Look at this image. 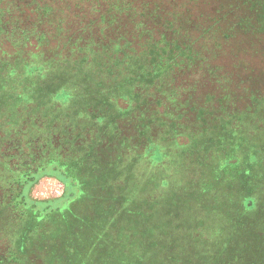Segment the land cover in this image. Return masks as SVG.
<instances>
[{
  "label": "trees",
  "instance_id": "16d2710c",
  "mask_svg": "<svg viewBox=\"0 0 264 264\" xmlns=\"http://www.w3.org/2000/svg\"><path fill=\"white\" fill-rule=\"evenodd\" d=\"M256 1L237 0L240 22L251 23L247 30L257 31ZM163 2L0 0V43L16 51L57 49L55 60L61 61L67 52L81 51L73 63L108 67V81L131 79L126 91L117 90L129 105L112 111L116 95L97 78H87L94 88L66 81L73 88L70 100L53 98L50 61L43 60V68L36 61L18 69V63L12 77L0 81V147L13 145L10 154L0 153V261L80 264L86 257L89 263L98 258L87 254L91 239L106 230L143 264H264V95L254 88L249 103L235 108L226 92L213 103L206 91L204 100L190 104L199 80L183 85L177 68L193 76L207 66L206 18L185 4L168 10ZM137 48L146 54H131ZM138 58L140 75L149 81L139 84L143 94L131 89L133 74L113 71L117 64L127 70ZM71 67L73 74L90 76ZM147 102L154 103L149 108ZM214 104L223 111H213ZM182 137L188 140L180 142ZM42 177L63 184L60 198L30 197ZM132 204H145L139 207L150 213L148 220ZM126 211L137 224H129Z\"/></svg>",
  "mask_w": 264,
  "mask_h": 264
},
{
  "label": "rangeland",
  "instance_id": "374dc122",
  "mask_svg": "<svg viewBox=\"0 0 264 264\" xmlns=\"http://www.w3.org/2000/svg\"><path fill=\"white\" fill-rule=\"evenodd\" d=\"M237 0H176V3L172 2L170 5H168V1L165 0L162 4H165L167 6L166 8L169 10L170 7L178 4H185L187 8L190 9L191 13H197V12H203L204 18H206L205 22H203V25H201V28L203 26L207 29V33L209 34V40L207 43V46L210 50V58L208 60V64L204 69H200L199 72L195 73L193 76L189 75L187 71L178 69V73L176 74V80L179 82L181 81L183 85H185L186 81L193 82L198 81L197 86L199 85V89L197 92L191 94L189 98L190 104L193 102V100H197L199 103V100H204L205 98V92L210 91L211 96L213 97L212 101L213 103H216V100L223 97L224 92L226 94H229V100H233L235 103V108H242L245 107L246 104L249 103V96L252 93H256L254 88L259 89L261 94L264 95V0H257L255 3H257V10H260L257 15L256 29L257 31L247 30L248 23L247 21H241L242 11L241 9H237ZM249 5V4H248ZM247 5V6H248ZM247 6L245 8V14H248ZM250 8V7H249ZM251 11V8H250ZM245 18V16H244ZM251 24V23H250ZM240 25V26H239ZM154 32V31H153ZM228 33L227 36L224 34ZM2 37V31L0 30V40ZM145 40L147 41L148 38L145 34ZM145 41V42H146ZM55 43L50 41L49 45L53 46ZM50 46V47H51ZM155 48V47H151ZM142 49V48H141ZM137 48V50H133L134 53L138 56L139 51L141 50ZM52 50V51H51ZM95 49V53H96ZM18 53V55L14 54ZM39 52L40 55L35 56L34 53ZM57 52V49H48L45 46H38L36 48H29L28 50H17L12 47L11 44L3 41L0 43V81L9 80L12 76L10 75L11 68H14L16 66L18 69H24L28 68L31 64H35L37 61V65L39 68H43V60L50 61V64H53V67L51 68L52 71L50 72L49 78L47 82L49 83L48 89L50 88L53 91V98L59 99V101H67L70 100V94L72 92V86H69L66 81H70L76 84V87H82L88 85H91V87L94 88L93 82L91 83L89 80L95 78L100 79L101 81H105L107 85L100 84L99 86H105L107 87L108 91L114 92L116 95L115 98H113V105L111 106L110 111L116 110V108H124L127 105V102L130 101V98L127 95H121L120 97H117L120 95V93H117V90H123L126 91L128 87H130L131 79H120V82H114V81H108L111 77L109 75V69L108 67L105 69L104 66L97 64L94 62V68H87L85 66H82L80 63H73V60L75 58H78V56H81L80 54L67 52L66 53V61L61 60H55V53ZM143 53V56L146 54L145 51L141 50ZM165 55V53H163ZM6 56H10L7 57ZM91 56H95V54H92ZM142 56V58H143ZM14 57H17L14 59ZM95 58V57H94ZM142 58L136 61L134 63H131L128 66L127 70L121 69V65L117 64L113 71L117 74H128L129 76L133 74L135 76V79H133V91L138 90L137 93L143 94V89H139V84L142 81L149 82L146 80V78H142L140 73H142L143 69L142 67L139 68L140 63L143 62ZM4 59H7L4 61ZM95 61V60H93ZM26 63H29L28 65H25ZM45 63V62H44ZM71 65H74L79 69L80 72L85 70L84 77L86 74H90V76L83 78L82 73L73 74V67ZM149 69H151L150 66H148ZM106 70V72H105ZM218 75H217V74ZM226 76L228 79V82L225 84H222V79L219 77ZM150 76V73L148 77ZM167 78L170 76V72L166 73ZM215 76H217L215 78ZM219 76V77H218ZM90 78V79H87ZM154 80V79H152ZM163 78L161 81H164ZM219 80V82H217ZM109 82H111L109 84ZM120 83H123L122 86H119ZM142 83V84H143ZM145 84V83H144ZM146 86V84H145ZM226 87L225 90L224 87ZM6 88H9V85L6 86ZM149 91V95H151L148 99L149 101H153L154 95ZM109 92V93H110ZM213 94V95H212ZM140 95V94H139ZM137 96V98L140 99L141 96ZM138 99V100H139ZM141 100V99H140ZM136 102V101H135ZM107 105V102H105ZM103 105V107L106 105ZM149 103V108L152 107L151 105L154 102H147ZM146 103V104H147ZM229 104V102H228ZM264 105V104H263ZM215 107H218L217 104H214ZM116 107V108H114ZM109 108V107H108ZM106 108V109H108ZM231 108L230 105L225 106L224 110L229 111ZM264 108V107H263ZM260 109V106H259ZM258 109V110H259ZM262 109V108H261ZM105 110V109H104ZM213 111L222 112V108H213ZM98 111V110H95ZM103 112V109L101 110ZM221 114V113H220ZM188 122L193 121H187L185 122V125L188 124ZM188 140V137H182L179 139L181 142H186ZM8 143L4 144L2 147H0V153L2 154V151L10 154L11 150L13 149V145L8 146ZM10 147V148H9ZM40 147L44 148V146L41 145ZM2 149V151H1ZM3 155V154H2ZM22 156V154H21ZM22 163L25 162V159H22ZM2 191V189H0ZM4 192V191H3ZM2 193V192H1ZM63 193V184L55 179L54 177H42L38 182L33 186V188L30 191V197L35 200H55L57 198H60V196ZM135 199L140 198V194L135 195ZM132 199V198H131ZM143 201L145 204L149 205L152 200V194L147 193L145 197L143 198ZM245 201V202H244ZM243 202L245 204H250L249 198L244 197ZM59 204H62V202L59 201ZM145 204H132L133 205V211L138 217H142L145 220H148L145 218L150 213H146L141 210V207H143ZM128 206H131V204H127ZM141 206V207H139ZM131 208V207H129ZM117 216L120 214L116 213ZM129 220L130 225H135L139 221V219H134L133 215L130 216L129 212L126 211L125 214ZM114 215L113 217H117ZM120 217V216H119ZM125 217V216H123ZM110 218L103 219L104 224H106ZM118 223L119 220L117 219ZM142 231H144L143 228H141ZM104 234V235H101ZM99 233L97 237H93L91 239L92 243H94L92 246L89 247L87 250V254H91L98 256L97 259L91 258L92 261L89 263L86 262V257H83L80 262V264H98V261L100 264H143V259L140 257L138 253L135 252L134 249L129 247V249L125 248V244L118 241L115 237V233L110 232V236L106 234V230L104 232ZM108 233V232H107ZM103 244H108L109 246L113 244L112 247L103 246ZM96 245H98L96 247ZM0 254L3 255V250L5 248L4 243L0 242ZM136 248V247H135ZM138 249V248H136ZM94 252V253H93ZM139 252V251H138ZM101 253L103 256H105V259H101ZM85 255V254H83ZM98 260V261H97ZM0 264H15L14 262L7 260V261H0Z\"/></svg>",
  "mask_w": 264,
  "mask_h": 264
}]
</instances>
